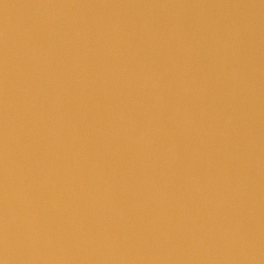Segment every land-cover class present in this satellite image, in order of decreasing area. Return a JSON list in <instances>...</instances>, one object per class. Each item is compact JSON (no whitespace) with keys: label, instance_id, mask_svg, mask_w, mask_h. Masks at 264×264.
<instances>
[{"label":"water","instance_id":"1","mask_svg":"<svg viewBox=\"0 0 264 264\" xmlns=\"http://www.w3.org/2000/svg\"><path fill=\"white\" fill-rule=\"evenodd\" d=\"M0 264H264V0H0Z\"/></svg>","mask_w":264,"mask_h":264}]
</instances>
